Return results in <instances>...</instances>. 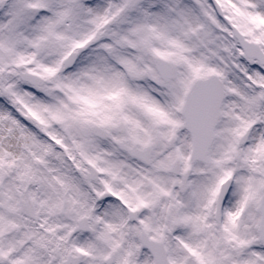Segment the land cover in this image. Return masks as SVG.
Segmentation results:
<instances>
[{"label": "snow or ice", "instance_id": "6c2138e0", "mask_svg": "<svg viewBox=\"0 0 264 264\" xmlns=\"http://www.w3.org/2000/svg\"><path fill=\"white\" fill-rule=\"evenodd\" d=\"M0 264H264V0H0Z\"/></svg>", "mask_w": 264, "mask_h": 264}]
</instances>
